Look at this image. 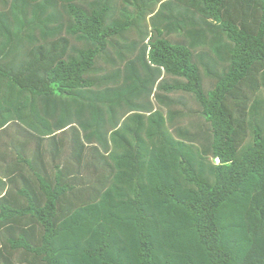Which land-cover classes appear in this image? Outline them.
<instances>
[{
	"label": "trees",
	"instance_id": "16d2710c",
	"mask_svg": "<svg viewBox=\"0 0 264 264\" xmlns=\"http://www.w3.org/2000/svg\"><path fill=\"white\" fill-rule=\"evenodd\" d=\"M0 264H264V0H0Z\"/></svg>",
	"mask_w": 264,
	"mask_h": 264
},
{
	"label": "built area",
	"instance_id": "2783aa9c",
	"mask_svg": "<svg viewBox=\"0 0 264 264\" xmlns=\"http://www.w3.org/2000/svg\"><path fill=\"white\" fill-rule=\"evenodd\" d=\"M215 161H216V162H219V159H218V158H216V159H215Z\"/></svg>",
	"mask_w": 264,
	"mask_h": 264
}]
</instances>
